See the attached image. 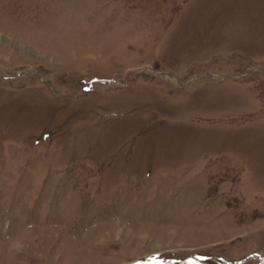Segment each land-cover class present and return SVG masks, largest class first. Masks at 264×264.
Masks as SVG:
<instances>
[{"label":"rangeland","instance_id":"1","mask_svg":"<svg viewBox=\"0 0 264 264\" xmlns=\"http://www.w3.org/2000/svg\"><path fill=\"white\" fill-rule=\"evenodd\" d=\"M0 264H264V0H0Z\"/></svg>","mask_w":264,"mask_h":264}]
</instances>
